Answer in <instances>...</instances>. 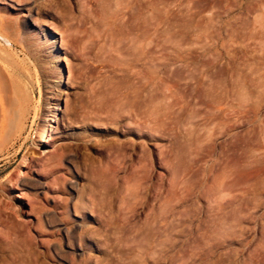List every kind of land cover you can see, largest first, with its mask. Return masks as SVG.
Returning <instances> with one entry per match:
<instances>
[{"label": "rangeland", "instance_id": "374dc122", "mask_svg": "<svg viewBox=\"0 0 264 264\" xmlns=\"http://www.w3.org/2000/svg\"><path fill=\"white\" fill-rule=\"evenodd\" d=\"M0 83V264H264V0H0Z\"/></svg>", "mask_w": 264, "mask_h": 264}, {"label": "bare ground", "instance_id": "6f19581e", "mask_svg": "<svg viewBox=\"0 0 264 264\" xmlns=\"http://www.w3.org/2000/svg\"><path fill=\"white\" fill-rule=\"evenodd\" d=\"M1 84V83H0ZM1 86V85H0ZM6 86H8V85H6ZM5 86V87H6ZM2 87V86H1ZM7 88V87H6ZM7 89H9V88H7ZM6 89V90H7ZM18 89V88H17ZM17 89H15V94L17 95H19V91L20 90H17ZM1 90V89H0ZM3 92V91H2ZM6 93V92H5ZM31 93V92H30ZM7 94V93H6ZM3 95V94H2ZM8 95V94H7ZM9 96V95H8ZM4 97V96H3ZM16 98V97H15ZM17 99V98H16ZM4 100V99H3ZM9 100V99H8ZM30 100V99H29ZM5 103H8V102H3L2 101V99L0 98V145H4V143H6L7 141H9L10 139H16V138H18V137H20L21 135H22V132H23V121L25 120V116L26 115H24V106H23V101H22V99H21V97H19L17 100H16V107H12V108H9L8 106H7V104H5ZM55 106H57L56 104H54V108H53V112H51V113H54V114H52L53 116H52V118L54 119V120H52V118L51 119H45V122L42 124L41 123V127H40V129L38 130V137H39V139H45V138H47V140H48V138L49 137H51V139H52V137L53 136H56L57 137V135H59V125H60V121H61V118H58V117H55L56 116V111H57V108H55ZM59 106V105H58ZM33 109H35V108H33ZM27 111H29V110H27ZM27 114V113H26ZM45 115V114H44ZM40 116H42V115H40ZM49 116V115H48ZM61 116V115H60ZM43 117V116H42ZM46 117V116H45ZM42 119V118H41ZM31 120V119H30ZM34 120V119H33ZM51 123H53V124H55L54 126L51 124ZM37 131V130H36ZM37 137V136H36ZM35 137V138H36ZM21 138V137H20ZM54 138V137H53ZM25 139H27L26 137H25ZM50 139V138H49ZM50 139V140H51ZM53 140V139H52ZM14 141V140H13ZM16 141V140H15ZM14 141V142H15ZM37 141H38V139H37ZM11 141H9L8 143H10ZM34 142V141H33ZM15 144V143H14ZM24 145V144H23ZM11 147V146H10ZM62 147V146H61ZM60 147V148H61ZM13 148V147H12ZM57 148V147H56ZM63 148V147H62ZM59 149V148H58ZM57 150V149H56ZM26 151V150H25ZM28 151V150H27ZM57 151H61V150H57ZM57 151L56 152H54V150H53V152L54 153H57ZM0 152H2V151H0ZM58 152V153H59ZM62 152V151H61ZM60 152V153H61ZM64 152V151H63ZM63 152L61 153V154H63ZM2 154V153H1ZM4 154V153H3ZM56 155V154H55ZM55 155H53V157L55 156ZM66 155V152H65V154L63 155V157ZM51 156H52V154H51ZM62 156V155H61ZM60 155L58 156H56V157H58V160H59V158L61 157ZM2 157V156H1ZM50 158V157H49ZM65 158V157H64ZM25 159V158H24ZM55 159V158H54ZM61 159H62V157H61ZM46 160H48V159H46ZM56 160V159H55ZM57 160V161H58ZM26 161V160H25ZM49 161V160H48ZM50 161H52V159L50 160ZM49 161V162H50ZM60 161V160H59ZM64 161V160H63ZM45 162H47V161H45ZM61 162V161H60ZM60 162H58V163H60ZM22 163H23V160H22ZM54 164V163H56V161H52L51 162V164ZM42 164H45V163H42ZM50 164V165H51ZM60 164H62V163H60ZM46 165H49V163H46ZM45 165V166H46ZM56 166H58V169H59V164L57 165V163H56ZM63 166V165H62ZM51 167H52V165H51ZM51 167H49V168H51ZM53 167L56 169L57 167H55V165H53ZM46 168V167H45ZM44 168V170H48L47 168L45 169ZM53 168V169H54ZM61 168V167H60ZM50 170V169H49ZM61 170V169H60ZM64 171V170H63ZM63 171H61V172H63ZM14 173V172H13ZM57 173H59V172H57ZM12 174V173H11ZM46 174H47V171H46ZM54 174H56V173H54ZM60 174V173H59ZM63 175H64V172L62 173ZM58 175V174H57ZM56 175V176H57ZM66 176V175H65ZM8 177H9V174H8ZM12 177V176H11ZM15 177H16V175H15ZM15 177H13V178H15ZM47 177V176H46ZM21 178H23V176H21ZM54 178H57V177H55L54 176ZM18 179H20V178H18ZM66 179V178H65ZM10 181H11V178H10ZM13 181V180H12ZM16 181V180H15ZM14 181V182H15ZM24 181V180H23ZM22 180H20V182H19V184H21V185H23L24 184V182H23ZM26 181V180H25ZM69 181V180H68ZM67 181V182H68ZM5 182H7V181H5ZM9 182V181H8ZM8 182H7V184H8ZM14 182H11V184H13ZM66 181H64V183H65ZM10 183V182H9ZM64 183H63V185H64ZM6 184V183H5ZM25 184H26V182H25ZM32 184V183H31ZM66 184V183H65ZM71 184V183H70ZM1 185V184H0ZM9 185V184H8ZM15 185H17V183L15 184ZM3 186H4V183H3ZM7 186V185H6ZM2 187V186H1ZM21 187V186H20ZM6 188V187H5ZM2 189V188H1ZM3 189H4V187H3ZM68 189L69 190H72V187H71V185L70 186H68ZM5 190V189H4ZM7 190V189H6ZM1 191V190H0ZM0 193H2V191L0 192ZM3 193H4V191H3ZM4 197V196H3ZM40 208V207H39Z\"/></svg>", "mask_w": 264, "mask_h": 264}]
</instances>
